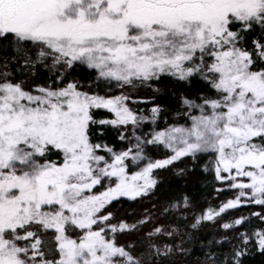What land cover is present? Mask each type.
I'll list each match as a JSON object with an SVG mask.
<instances>
[{
    "label": "snow or ice",
    "instance_id": "6c2138e0",
    "mask_svg": "<svg viewBox=\"0 0 264 264\" xmlns=\"http://www.w3.org/2000/svg\"><path fill=\"white\" fill-rule=\"evenodd\" d=\"M0 51L13 53L0 56V264H165L175 249L152 238L175 227L157 223L138 251L143 238L119 236L152 214L129 223L110 209L151 194L154 170L204 154L205 171L226 186L216 191L234 195L192 226L256 209L224 220L240 244L211 253L212 264H244L253 247L264 254V0H0ZM41 65L49 77L30 84ZM164 74L205 85L181 96L187 110L173 123L136 91H158ZM106 128L119 148L102 139ZM161 146L169 154L153 158Z\"/></svg>",
    "mask_w": 264,
    "mask_h": 264
},
{
    "label": "trees",
    "instance_id": "16d2710c",
    "mask_svg": "<svg viewBox=\"0 0 264 264\" xmlns=\"http://www.w3.org/2000/svg\"><path fill=\"white\" fill-rule=\"evenodd\" d=\"M257 31L259 30L257 29ZM249 47H251L250 42ZM12 54L11 51H0V56H10ZM10 70L15 71L14 68ZM49 75L50 73L41 65L27 79L30 84L45 83ZM76 75L84 79L90 73L83 71ZM17 78H20L19 75ZM153 84L159 89L158 91L147 86L140 87L136 91L139 96L154 97L155 102L165 109L162 116L168 118V123L175 122L174 113L176 111L187 110L186 108L181 109L182 95L195 99L202 91H205V85L199 77L193 78L188 83L179 82L170 75L164 74L158 82L153 81ZM117 91L116 86L113 85L110 94L115 95ZM133 107L147 110L152 105L150 103H140L133 105ZM108 114L106 110H97V118ZM145 114L150 113L146 111ZM158 124L159 127L166 126L163 119ZM105 132L106 135L102 139L109 144H115L119 148L118 132L111 128H106ZM150 151L156 159L167 155L162 147ZM204 165L201 157H198V162L195 164H193L190 157L174 162L171 166L154 170V176L159 183L151 194L142 199L132 200L128 197H122L118 198V202L113 201L110 210L115 212L117 220L122 219L127 220L129 223H135L142 218L145 209L149 210L154 220V223L146 224L143 227H138L134 232L119 236L120 241H137L139 238H143L145 244L138 248V251H142L148 242L147 233L157 226V223L163 224L166 231H173L174 226L173 237L161 235L152 238V242L161 245L164 243L173 245L175 250L168 256L165 264H212V260L209 258L211 253H216L222 257L224 254L231 252L234 245L238 246L240 241L234 238L236 234L222 229L220 225L224 220H230L256 209L229 210L222 220L215 222L202 221L195 228L192 226L196 223V217L205 209L210 206L216 207L222 201L234 195L233 191L218 193L217 188H225L226 186L215 180L212 170L205 171ZM179 169H184V171L180 172ZM185 195L190 197L191 206L188 208L183 206L182 198ZM175 201H180L181 207L179 209H169L167 213H164L163 209ZM115 222L113 221V223ZM253 225L259 226V221L254 219ZM240 230L243 231V229ZM221 237H228L229 239L224 240ZM177 245L180 247H176ZM181 248L183 251H181ZM244 264H264V254L253 247L250 254L244 258Z\"/></svg>",
    "mask_w": 264,
    "mask_h": 264
},
{
    "label": "rangeland",
    "instance_id": "374dc122",
    "mask_svg": "<svg viewBox=\"0 0 264 264\" xmlns=\"http://www.w3.org/2000/svg\"><path fill=\"white\" fill-rule=\"evenodd\" d=\"M146 126H147V127L144 128L145 131H147L148 128L152 127V125H151L150 122H147V123H146ZM161 147L163 148V146H161ZM163 149H164V148H163ZM164 151H165V150H164ZM165 152H166V151H165ZM166 153H167V152H166ZM167 154H169V153H167ZM199 157H201V158L203 159L204 164H206V163L209 162V155H208V154H204V155H201V156H199ZM153 158H154V157H153ZM155 159H156V158H155ZM131 170H132V171H136L137 169H136L135 167H132ZM209 170H211V165L209 166Z\"/></svg>",
    "mask_w": 264,
    "mask_h": 264
}]
</instances>
